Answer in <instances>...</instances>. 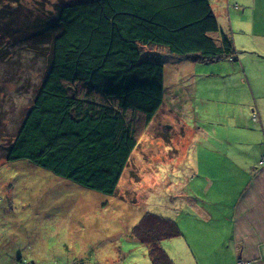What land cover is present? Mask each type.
Instances as JSON below:
<instances>
[{
    "label": "rangeland",
    "instance_id": "374dc122",
    "mask_svg": "<svg viewBox=\"0 0 264 264\" xmlns=\"http://www.w3.org/2000/svg\"><path fill=\"white\" fill-rule=\"evenodd\" d=\"M16 1L42 15L57 0ZM208 1L227 27L225 8L235 2ZM242 1L241 7L251 3ZM251 14L252 8L240 17L245 23ZM244 32L236 33L237 42L252 47L253 34ZM232 42L236 62L162 57L163 103L148 124L135 119L137 146L111 195L27 161L5 163L8 135L31 105L48 53L1 43L0 264H150L146 246L130 236L146 212L179 226L180 237L160 243L174 264H226L232 244L224 218L242 190V131L247 126L252 137L262 132L251 108L264 101V49L241 50ZM155 51L165 52L148 49ZM238 68L246 72L235 75ZM240 107H247L248 120H240Z\"/></svg>",
    "mask_w": 264,
    "mask_h": 264
},
{
    "label": "trees",
    "instance_id": "16d2710c",
    "mask_svg": "<svg viewBox=\"0 0 264 264\" xmlns=\"http://www.w3.org/2000/svg\"><path fill=\"white\" fill-rule=\"evenodd\" d=\"M0 40L48 53L31 105L8 135L5 163L27 161L108 195L137 146L135 119L148 124L163 103L162 57L207 62L237 53L208 0H57L42 15L0 0ZM181 235L174 220L148 212L130 232L150 264H174L160 243Z\"/></svg>",
    "mask_w": 264,
    "mask_h": 264
},
{
    "label": "crops",
    "instance_id": "0c3cea01",
    "mask_svg": "<svg viewBox=\"0 0 264 264\" xmlns=\"http://www.w3.org/2000/svg\"><path fill=\"white\" fill-rule=\"evenodd\" d=\"M232 2H235L232 8L228 4L225 8L229 24L226 27L224 23H220L217 19L220 28L232 35L235 46L241 50L254 46H257L259 50L264 49V0H251V3L245 1L244 4L246 5L242 7L238 3L244 1L232 0ZM250 8L253 9V14L244 23L240 16L244 15ZM233 11L238 12L234 14ZM233 22H237V24L235 25ZM246 28L247 30L244 32ZM243 32L245 35L253 34L255 43L251 45L252 47H247L248 43L246 44L244 40L237 42L236 33ZM236 60L232 62H236ZM238 70L235 75L240 74L241 70L246 72V69L238 68ZM248 84L251 86L250 81ZM246 108L240 107L238 111L240 120H248ZM251 112L252 114L253 112L257 114L262 132L256 131L257 134L255 133L254 137H252L248 132L247 126L243 128L245 131H242L245 134L242 143L246 145V148L244 147L242 150L243 155L240 156L239 167L241 171L240 180L243 182L242 190L237 201L233 204L231 213L224 218L230 227V232L226 237H229L228 241L232 244V246L228 245L226 264H236V262H241L242 264H264V101H255L254 109L251 108ZM255 144L259 148L255 149ZM235 182L237 180L232 179L230 184Z\"/></svg>",
    "mask_w": 264,
    "mask_h": 264
},
{
    "label": "built area",
    "instance_id": "2783aa9c",
    "mask_svg": "<svg viewBox=\"0 0 264 264\" xmlns=\"http://www.w3.org/2000/svg\"><path fill=\"white\" fill-rule=\"evenodd\" d=\"M231 61H233V59L232 58H229ZM252 118H253V120H256L257 119V116H256V114L255 113H253L252 114ZM237 264H242L241 262H238Z\"/></svg>",
    "mask_w": 264,
    "mask_h": 264
}]
</instances>
